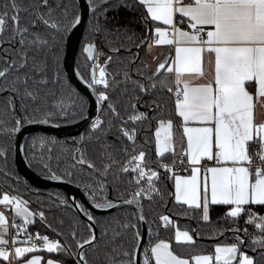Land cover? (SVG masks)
Listing matches in <instances>:
<instances>
[{"label":"snow or ice","instance_id":"obj_1","mask_svg":"<svg viewBox=\"0 0 264 264\" xmlns=\"http://www.w3.org/2000/svg\"><path fill=\"white\" fill-rule=\"evenodd\" d=\"M138 2L146 9L142 17L146 24L150 18L152 23L162 21L166 26L154 28V35L151 42H148L149 49L153 44L167 45L170 48L175 46L174 57L158 63L156 69L147 76L138 70L137 74L142 77L143 82L133 81L142 93L150 94L157 90H167L174 96L175 113L181 120L183 134L187 138V148L183 151L190 162L192 173L190 176L174 177L175 191L172 195L175 202L199 210L205 222H211L210 204L227 205L226 216L234 223L241 215H246L245 222L253 224L264 233V215H259L251 209V205L264 206V120L256 119L257 107H264V0H191L190 3H184L183 0H138ZM90 6L93 7L94 14L99 11L94 0ZM10 7L17 14L9 16L7 11L0 13V35L7 30L6 25L11 21L12 36L8 43L15 41L19 47L14 49L16 56L12 57L8 56L7 49H0L4 53L2 62L6 65L0 70V78H5L12 72L17 73L13 77L11 86L6 87L5 91L20 95L21 107L27 110L23 100L31 98L35 101L37 98L27 87L30 79L28 74L30 61L32 70L40 72L44 67L36 62L34 56L30 57L29 52L33 48L39 51L42 47L48 46L47 39L42 38L39 32H32L30 29L37 24H43L60 32L62 29L66 31L67 26L53 19L48 0H41L40 4L33 6L36 8L35 19L30 21L28 26L20 24L18 13L22 9L18 7L16 0H12ZM41 8H47V12L40 11ZM23 10L27 11V9ZM177 13L181 16V23L186 20L190 30L176 27L174 18ZM76 19L78 20V17ZM93 30L101 31L99 23ZM148 31L151 32L153 29ZM145 42L147 41H142ZM94 50L95 46L91 42L84 47L86 60H95ZM205 53L208 54V63L211 66V78L208 79L205 78L206 72L203 67ZM95 68L96 65L93 63L85 83L93 91L97 86H103V90L97 94V104H99L101 101L109 100L110 85L105 78V70L101 68L97 78ZM21 86H23L22 92ZM59 103L61 114L67 118L63 101ZM108 107L115 113L113 105L109 104ZM129 107L136 112L135 104H130ZM45 115L48 117L52 113ZM146 119H148L146 112H137L136 115L128 117V121ZM189 123H197L201 126L189 127ZM104 127V121L99 116L91 124V129L96 132ZM107 128L111 131L112 125L109 124ZM173 128L171 118L158 119L155 130L158 154L162 155L173 149ZM120 131L129 140L134 141V129ZM104 135L106 136L107 132H104ZM91 138L90 133L88 139ZM84 139L85 137H81L82 141ZM124 151L128 153L127 148ZM6 152V148L0 147V155L6 156ZM129 155L130 159L122 172L125 175L129 174V171L134 173L129 183L135 185V191L131 193V199L126 200L125 203L135 205L139 210L138 219L143 221L145 217L141 201L145 196L151 200L152 194H160L153 182V177L158 180L159 174L152 171L147 177L148 187L145 188L141 183L146 176L144 170L146 165L143 163L145 153L140 151L136 155ZM80 156L81 159L77 163L87 164L95 171V165L84 160L82 152ZM203 158L215 161L216 166L206 167L201 171L196 165ZM161 166L166 171L170 170L168 164ZM109 167L108 164L104 165L105 171L102 175H107ZM54 178L59 179V177ZM98 185L101 192L106 191L102 182H98ZM92 200L95 208L104 209L112 206L111 200L98 196L94 190ZM26 203L27 201L22 198L10 197L7 193L0 200V204L15 205L16 214L23 218L25 224L31 223V217L34 215L27 207L22 206ZM73 203L76 204L75 201ZM76 207L85 213L89 221L94 220L83 204H76ZM38 215L44 218V212L41 211ZM160 219L165 222V226L170 222L167 216H162ZM16 227L20 229L22 225L18 224ZM86 227L89 232L88 238L76 240V251H73L72 244L49 240L47 236H38L41 242L39 245L33 243L28 247L13 249L8 247L9 241L4 239L8 225L4 214L0 212V258L12 264L9 259L11 255L17 258L19 264V258L25 257L26 253H33L39 247L49 253L58 252L75 256L76 264H89L84 245L95 247L94 242L97 238L94 225L89 224ZM123 227L135 228L129 225ZM232 231L238 233L240 229L234 228ZM244 232L245 235L248 234L246 229ZM70 235L74 240L76 239L75 232ZM116 235L119 233H114L113 239ZM156 235L158 236L159 233ZM28 240H32L31 234H28ZM133 240L134 244L131 248L121 245L104 252L103 264H137L136 255L140 247L138 229L134 230ZM174 240L177 244L195 243L194 237L188 231H180L179 228L175 231ZM243 244L244 240L237 235L234 243L216 244L211 254L185 258L172 249L171 241L150 240L143 248V264H190L193 260L194 264H258L256 255H249L247 251L241 250ZM249 247L254 253L259 247L258 255L264 259V235L253 237L249 241ZM41 259L40 256L32 255L30 259L25 258L23 264H40ZM96 259H100L99 255ZM46 264H62V262L48 259Z\"/></svg>","mask_w":264,"mask_h":264},{"label":"trees","instance_id":"obj_2","mask_svg":"<svg viewBox=\"0 0 264 264\" xmlns=\"http://www.w3.org/2000/svg\"><path fill=\"white\" fill-rule=\"evenodd\" d=\"M87 1L90 5L93 3V0ZM40 2L41 0H16V4L22 9L18 13L21 26H28L29 22L35 19L36 8L33 6ZM94 2L99 11L95 14L91 13L87 19L76 55V68L84 80L88 79L93 63L86 60L82 49L86 43H94L98 53L97 64L105 70V78L110 85L109 100L103 101L98 113L105 127L96 132L91 129L90 124L79 135L72 138L57 139L42 132H35L28 136L24 145L26 160L33 171L42 175H56L72 181L81 187L92 203H94L93 190L98 196L109 200L131 199L135 185L130 184L129 181L133 178V174L129 172L125 175L122 172L130 159L129 154L134 155L143 151L146 160H162L163 157L158 156L155 145L158 119L171 118L174 124L175 139L181 142L172 94L167 90L145 94L133 83V81L143 82L142 77L137 74L138 70L147 76L156 69L150 68L146 51L148 42H151L154 35V28L162 25L160 22L152 23L150 18L149 22L145 23L142 17L146 9L139 5L138 0H113L108 3H104L105 0H94ZM11 3L12 0H0V13L7 11L9 16L16 15L10 7ZM48 4L52 9L53 19L66 25L67 30L62 29L56 32L43 24H37L30 29L32 32H39L42 38L48 40L47 47H42L39 51L33 48L29 52L30 57L34 56L36 62L44 66L42 71L37 72L32 70L30 61L28 71L30 79L27 87L37 97L36 100L24 99L23 104L27 105V110L22 109L20 95L5 91L6 87L11 86L13 77L17 73L12 72L0 80V147L7 150L6 156L0 155V193L7 191L27 201V206L34 214L31 217L32 231H39L49 240L72 244L73 251H76V240L87 239L89 232L86 221L73 209L70 196L61 189L40 190L23 182L14 162L15 131L12 129H16L19 123L45 122L47 119V123L50 124L70 125L82 120L89 107L88 99L71 84L63 65L66 38L77 21L76 18L79 17L80 5L77 0H48ZM40 11L47 12V8H41ZM97 23L101 26V31L93 30ZM11 27L12 22L9 21L6 25L7 30L0 35V49H7L9 57L16 56L14 49L19 47L15 41L8 43L12 36ZM148 29H153V31L150 32ZM142 41L147 42L142 43ZM137 45L140 46L137 47ZM167 50L166 47L161 62L171 57ZM3 57L4 53L0 51V70L6 66L2 62ZM101 90L103 87L99 89ZM22 91L23 86H21ZM61 100L67 118L61 114L59 103ZM109 104L114 106L115 113L108 107ZM130 104H135L136 109L146 112L148 119L128 121V117L135 114L129 107ZM46 113H52V115L46 117ZM109 124L112 125L111 131L107 128ZM121 126L135 130L134 141L122 135ZM104 132H107L106 136ZM90 133L92 138L88 139ZM81 137L85 139L82 141ZM125 148L128 150L127 154L124 151ZM80 152L83 153L84 160L95 165V171L87 164L77 163L81 159ZM105 164L110 165L106 176L102 175L105 171ZM98 182L105 185L106 191H100ZM153 182L160 194H153L151 200L144 197L141 201L151 230L150 240L171 241V247L177 254L192 257L213 253L216 244L234 243L236 234H239L244 240L241 250L247 251L249 255H256L258 264H264V259L258 255L259 247L256 248L255 253L249 247V241L253 237H259L264 233L255 228L253 224L246 223V215H241L234 223L226 216L227 205L210 204L211 222H205L199 210L175 202L172 195V176L162 174L158 180L153 178ZM141 183L145 188L148 185L143 181ZM251 209L259 215H264V206L251 205ZM41 211L44 212L43 219L38 215ZM162 216L170 218L167 226L160 219ZM93 217L99 229V237L94 242L95 247H88L85 251L89 264H103V253L110 251L113 247L123 245L125 248H131L134 244V230L138 229L139 233L141 231L138 214L131 208L125 207L101 216L93 215ZM125 225L135 226V228L123 227ZM177 228L192 233L195 243L177 244L174 240ZM234 228H239L240 231L234 233L232 231ZM245 229L247 235H245ZM73 232L76 233L75 240L70 235ZM114 233H119L115 239H113ZM157 233H159L158 236ZM221 234L223 236L220 237ZM47 255L63 264L76 263L75 256L58 252ZM98 255L100 259H96Z\"/></svg>","mask_w":264,"mask_h":264},{"label":"water","instance_id":"obj_3","mask_svg":"<svg viewBox=\"0 0 264 264\" xmlns=\"http://www.w3.org/2000/svg\"><path fill=\"white\" fill-rule=\"evenodd\" d=\"M80 5V14L78 20L75 22L74 26L71 28L67 38H66V53L64 57V69L65 72L71 82V84L88 99V111L85 117L70 125H55L42 121H31L28 123H19L15 130V138H14V162L18 173L20 174L23 182L28 185L40 189V190H49V189H61L64 190L71 198L72 201H75L76 204H83L84 207L92 214V216H101L107 213L115 212L121 208H131L136 210L139 215V210L135 207V205H128L125 203L126 200L129 199H118L111 200L112 206L109 208H95L94 203L89 201L85 192L81 189L80 186L73 183L70 180L59 177V179L54 178L58 177L56 175H42L39 174L29 166L25 153H24V145L25 141L29 135L35 132H42L52 136L53 138H72L79 135L87 126L90 125L93 118L97 115V97L95 91L92 88H89L87 83L80 77L77 68H76V55L79 51V46L81 39L83 37V33L85 30L86 22L91 13L94 12V9L90 6L87 0H77ZM113 0H107L104 3H108ZM86 43L83 46L87 45ZM94 44V43H92ZM94 50V56L96 59L97 48L96 45ZM82 49V50H83ZM84 53V51H83ZM86 55V53H84ZM91 63H95V60H89ZM1 79V78H0ZM76 155V154H75ZM76 204H72L73 209H75L79 215L86 221V223L94 225V232L96 238L99 237V229L95 220L89 221L84 212H81L76 207ZM144 214V211H143ZM145 217V214H144ZM140 240H139V249L137 250L136 260L137 264H143V248L149 242L151 237V230L148 226V222L146 217L143 221L140 220ZM223 234L220 235V237ZM96 239V240H97ZM88 245H84V250L88 248Z\"/></svg>","mask_w":264,"mask_h":264},{"label":"built area","instance_id":"obj_4","mask_svg":"<svg viewBox=\"0 0 264 264\" xmlns=\"http://www.w3.org/2000/svg\"><path fill=\"white\" fill-rule=\"evenodd\" d=\"M184 3H190L191 0H183ZM175 23H176V27L179 28V26L182 24L181 23V16L179 13H177V15L175 16ZM190 30V29H189ZM203 35V34H202ZM97 52H96V59L95 61L97 62ZM95 71H96V75H97V78H99V74H98V71H97V68H95ZM103 86H97V88L95 89V94H96V97H97V94L99 92V89L102 88ZM173 96V95H172ZM174 97V96H173ZM103 105V101H101L99 104H97V115L95 118L92 119L91 123L93 121L96 120L97 116H98V113L101 109ZM137 112H142L141 110L139 109H136V112L134 115L137 114ZM121 129H125V130H129L130 129H127L126 127L124 126H121L120 127V130ZM132 130V129H131ZM253 148H255V146H253ZM137 154V153H136ZM134 154V155H136ZM182 161V162H181ZM146 167L144 168L145 172H146V176L145 178L142 180L143 182L147 183V177L149 175H151V172L152 171H155L159 174V177L163 174H168L169 176H181V175H187L190 173V168H191V165H190V162L186 156V154H184V151H180L177 158L173 161H165V160H161V159H157V160H146L144 158V162H143ZM162 164H168L169 165V168L170 170L169 171H166L161 165ZM213 164H216L215 161H209L207 158H203L198 166H201L203 168H206V167H210L211 165ZM197 166V165H196ZM131 168V166L129 165V169ZM130 173H132L131 171H129ZM133 176H134V173H132ZM155 179V177H153ZM148 187V185H146V188ZM155 187L157 188L156 184H155ZM4 194L7 193L9 194V196H18L20 197L19 195L17 194H13V193H10V192H3ZM153 195V194H152ZM147 197V196H145ZM21 198V197H20ZM1 200V199H0ZM23 207H27L29 212L32 213V211L30 210V208L27 206V204H24L22 205ZM0 207L3 208V210L5 211L6 215H7V224H8V228H9V237H8V241H9V245L8 247L9 248H15L17 246V244L20 242V243H23L25 244L26 246H31V244L35 243L37 245H39L41 242L39 241L38 239V236H43L39 231H32L31 230V225H32V221L31 223H27L25 224L24 223V220L22 217L18 216L17 214H15L14 210H15V205H11V206H6L4 204H0ZM22 225V227L20 229H17V225ZM28 234H31L32 236V240H28ZM148 245V243L145 245V247ZM42 248H37V250H41ZM76 259V257H75ZM10 260L12 261V264H13V260H14V257H12L10 255ZM76 264V263H75Z\"/></svg>","mask_w":264,"mask_h":264},{"label":"crops","instance_id":"obj_5","mask_svg":"<svg viewBox=\"0 0 264 264\" xmlns=\"http://www.w3.org/2000/svg\"><path fill=\"white\" fill-rule=\"evenodd\" d=\"M160 24L162 25L160 27H166L163 24L162 21L160 22ZM179 28H184L185 30H189L186 20H185L184 23H182L179 26ZM205 39H206V37H205ZM185 46H187V45H185ZM166 47L168 49L167 52L168 53L170 52L171 57H174L175 56V46H173V47L170 48L167 45H159L158 46V45L153 44L152 47H151V49H149V47L147 46L146 57H147V60L149 62V65H150V61H149L150 60V58H149L150 57V54H151L152 60H154L155 58L158 59V62H157V64H158V63L161 62V59H162L163 54L165 53V48ZM208 60H209L208 54L205 53L204 54L203 67H204V70L206 72V77H205L206 79L211 78V72H210V67L211 66L208 63ZM96 67H97L98 74H99L102 67L99 64H97V63H96ZM174 107H175V105H174ZM176 117L178 118L177 115H176ZM256 119L257 120H264V107H259V106L257 107V109H256ZM177 121H178V130H179L180 135H181V142H179V141H177L175 139V136H174L175 135L174 134V128H173V149L171 151L164 152L162 155L157 153L158 156H161V157L164 158V159L162 158V160H165V161L172 160L173 161V160H175L177 158V156H178V154H179L180 151H182V150H184V149L187 148V138H186V135L183 134L181 120L178 118ZM188 126L189 127H198V126H201V125H199L197 123H189ZM173 152L175 153V155H173ZM166 159H168V160H166ZM212 166H216V164H213L210 167H212ZM197 167H200L201 168V171H203V169H204L203 167L198 166V165H197ZM191 174L192 173L190 171L189 174H187V175H181V176H190ZM174 177L175 176H172V178H173V193L175 191V187H174L175 186V179H174ZM3 195H4V193H0V199L1 200L3 199ZM181 204H183V203H181ZM183 205H185V204H183ZM185 206L189 207L188 205H185ZM0 212H2L4 214L5 221H6V224H7V215H6L5 211L3 210V208H1V207H0ZM14 212H15V210H14ZM15 214H16V212H15ZM180 231H187V230H180ZM8 237H9V228H8V232L4 234V239L8 240ZM16 247H28V246H26L25 244L19 242ZM47 254H49V252L46 249L35 250L33 253H26L25 254V257L19 258V264H23L24 259L25 258L30 259L32 255H37V256H40L42 258L40 264H46V261L48 259L57 260V259H54L52 256H49ZM182 257H185V256H182ZM192 257H194V256H192ZM185 258H188V257H185ZM9 259H10V257H9ZM0 264H8V262L5 261L3 258H0ZM13 264H18L17 258H14ZM190 264H194V260L191 261Z\"/></svg>","mask_w":264,"mask_h":264},{"label":"rangeland","instance_id":"obj_6","mask_svg":"<svg viewBox=\"0 0 264 264\" xmlns=\"http://www.w3.org/2000/svg\"><path fill=\"white\" fill-rule=\"evenodd\" d=\"M150 68L151 69H154V68H156L157 67V62H158V59L157 58H155L154 60H152V57H151V54H150ZM81 77V76H80ZM182 213H184V212H182ZM184 214H187V213H184ZM181 215H183V214H181ZM193 217V216H192ZM189 232V231H188ZM190 233V232H189ZM191 235H192V233H190ZM236 235H239V234H236ZM240 236V235H239ZM241 237V236H240ZM243 251V250H242Z\"/></svg>","mask_w":264,"mask_h":264},{"label":"flooded vegetation","instance_id":"obj_7","mask_svg":"<svg viewBox=\"0 0 264 264\" xmlns=\"http://www.w3.org/2000/svg\"><path fill=\"white\" fill-rule=\"evenodd\" d=\"M16 14H17V13H16ZM96 63H97V62L95 61V65H96ZM96 68H97V67H96ZM97 71H98V70H97ZM79 75H80V74H79ZM80 76H81V75H80ZM81 78H82V77H81ZM1 79H2V78H1ZM1 79H0V80H1ZM68 79H69V78H68ZM83 80H84V79H83ZM69 81H70V80H69ZM84 81H85V80H84Z\"/></svg>","mask_w":264,"mask_h":264}]
</instances>
